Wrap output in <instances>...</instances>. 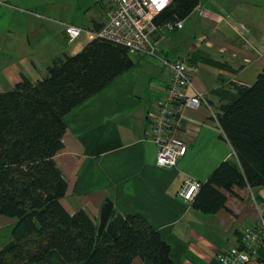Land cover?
Instances as JSON below:
<instances>
[{
	"label": "crops",
	"instance_id": "obj_1",
	"mask_svg": "<svg viewBox=\"0 0 264 264\" xmlns=\"http://www.w3.org/2000/svg\"><path fill=\"white\" fill-rule=\"evenodd\" d=\"M90 3L82 25L59 26L99 30L111 6L108 0ZM183 22L182 30L156 39L158 57L133 56L130 70L65 117L64 149L56 156L68 186L62 202L71 214L84 210L98 227L109 199L115 214L125 219L140 215L161 234L171 248L172 264H220L218 256L239 246L241 233L257 225L264 213V188L222 190L226 206L215 214L195 209L179 192L188 178L204 184L221 163L237 162L211 109L218 113L224 103L236 101L233 83L251 86L264 70V0H199ZM32 34L29 41H36L41 31ZM64 36L65 52L44 58L26 51L7 55L5 63L0 59V93L12 91L22 77L37 82L56 59L78 54L92 41L82 35L70 44ZM161 59L196 64L198 73L187 94L205 95L211 107L182 110L173 135L185 143L187 153L171 170L157 167L158 146L150 140V117L170 83ZM14 224L0 216V230L11 231L2 247L12 240ZM132 264L153 263L135 258ZM249 264H264V250Z\"/></svg>",
	"mask_w": 264,
	"mask_h": 264
},
{
	"label": "trees",
	"instance_id": "obj_2",
	"mask_svg": "<svg viewBox=\"0 0 264 264\" xmlns=\"http://www.w3.org/2000/svg\"><path fill=\"white\" fill-rule=\"evenodd\" d=\"M198 4L173 0L159 20L184 21ZM133 66L126 48L95 39L56 59L37 82L22 77L0 93V216L15 221L0 264H172L169 244L142 216H128L117 238L99 237L84 210L71 214L62 202L68 186L56 156L64 149L65 117ZM233 87L239 98L217 114L237 162L221 163L202 184L193 206L205 214L225 208L222 190L264 188V70L253 85Z\"/></svg>",
	"mask_w": 264,
	"mask_h": 264
},
{
	"label": "built area",
	"instance_id": "obj_3",
	"mask_svg": "<svg viewBox=\"0 0 264 264\" xmlns=\"http://www.w3.org/2000/svg\"><path fill=\"white\" fill-rule=\"evenodd\" d=\"M110 11L99 30H90L73 25H64L68 43H73L82 35L91 40L112 42L127 49L129 55L158 57L160 45L156 40L166 32L182 30L184 22L162 23L160 16L168 10L173 0H108ZM0 0V5H5ZM169 72L170 83L157 102V108L150 117V140L158 146L157 167L171 170L187 153L185 143L173 135L179 125L184 108L196 109L203 105L210 107L205 95L197 93L189 96L193 88V78L198 73L196 64L185 59H161ZM211 109V107H210ZM212 117L218 121V114L211 109ZM202 182L188 178L179 196L192 203L199 193ZM264 250V213L260 214L257 225L246 228L241 233V244L231 247L218 256L220 264H249Z\"/></svg>",
	"mask_w": 264,
	"mask_h": 264
},
{
	"label": "rangeland",
	"instance_id": "obj_4",
	"mask_svg": "<svg viewBox=\"0 0 264 264\" xmlns=\"http://www.w3.org/2000/svg\"><path fill=\"white\" fill-rule=\"evenodd\" d=\"M90 2L91 0H10L0 6L1 63H5L7 55L19 57L26 51L41 53L44 58L47 54L65 52V32L58 23L75 22L78 26L82 25L85 12L92 6ZM35 31H41V34L36 41L30 39L31 43L28 36ZM12 51L14 52L11 53ZM10 232L9 229L0 230V248H4L2 246L10 237Z\"/></svg>",
	"mask_w": 264,
	"mask_h": 264
},
{
	"label": "water",
	"instance_id": "obj_5",
	"mask_svg": "<svg viewBox=\"0 0 264 264\" xmlns=\"http://www.w3.org/2000/svg\"><path fill=\"white\" fill-rule=\"evenodd\" d=\"M125 220L122 215L115 214L114 204L109 199H106L105 204L101 208L98 236L101 237L104 233H107L112 238H117Z\"/></svg>",
	"mask_w": 264,
	"mask_h": 264
}]
</instances>
